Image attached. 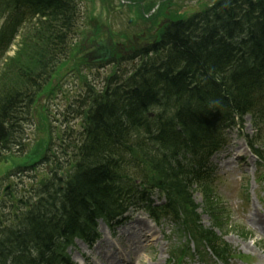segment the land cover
I'll return each mask as SVG.
<instances>
[{"label": "trees", "instance_id": "16d2710c", "mask_svg": "<svg viewBox=\"0 0 264 264\" xmlns=\"http://www.w3.org/2000/svg\"><path fill=\"white\" fill-rule=\"evenodd\" d=\"M74 13V0H0V19L9 14L16 23L19 18L30 17L20 49L2 72L0 147L7 144V121L15 112L17 85L30 91L34 85L31 80L56 65L71 32ZM36 16L39 18L33 22ZM208 27V34L199 33L198 40L194 37L196 30L192 36L180 38L175 33L170 38L173 53L184 56L181 63L189 64L190 80L187 75H179L166 81L171 89L183 88L184 92L175 103L163 104L160 120L150 121L161 146L141 143L131 148L147 168L149 183L172 198L170 211L188 202L190 188L194 181L201 180L207 159L222 147V126L232 125L236 117L248 113L264 117V0H245L240 11H216L214 25ZM15 34L16 29L9 27L0 33V58ZM5 78L10 81L4 82ZM152 105L154 102L148 107ZM175 120L182 128L177 136L183 140L173 149L169 132H177ZM94 126L96 134L82 145L76 172L69 176L71 181L64 193L56 194L59 190L53 189L45 192L50 188L45 185L41 192L45 193L39 194L38 204L32 209L28 210L23 200L18 201L21 212L14 214L8 227V242L2 239L7 243L2 264H61L72 239L87 238L89 230L94 231L96 217H112L121 210L122 189L116 185L120 176L117 169L111 171L106 165L96 120ZM44 148L45 144L41 150ZM206 240L217 256L226 255L213 234Z\"/></svg>", "mask_w": 264, "mask_h": 264}, {"label": "rangeland", "instance_id": "374dc122", "mask_svg": "<svg viewBox=\"0 0 264 264\" xmlns=\"http://www.w3.org/2000/svg\"><path fill=\"white\" fill-rule=\"evenodd\" d=\"M98 74L96 71L92 72L90 75V80L93 81L94 79L98 78ZM104 73H102V77ZM69 89V88H68ZM67 87H65V91H68ZM59 102H56L54 105L59 107H50L52 115V119H57L62 121V113L64 112L65 103L61 97H59ZM254 134L253 127L251 125L250 118H247L243 127H238L231 130L228 135V147L218 155H216L213 160L211 161L212 165L216 170V178H215V186H216V200L221 204L222 208H225L226 215L229 216L232 220V227L231 231H229L228 235L225 237V241L232 246L233 250H236L237 254L241 256L250 257V259L254 260V262H258L261 257H264V239L261 237H254L253 239H243L239 236L238 228H245L247 231L249 230L250 226L244 223L243 221L238 219V216L234 212L232 208V203H237V200H233L236 198V191L235 186V179L238 175L236 170H233L234 164L236 160L233 159V154L230 153L231 149H234L233 153L238 155L247 152L245 150L247 142L243 136L249 135L252 136ZM263 147V154H264V142L261 143ZM236 151V152H235ZM225 157H222V156ZM233 159V164H232ZM21 160V158H13L8 163H0V175L6 173L10 169L14 167ZM252 165V159H247L244 163V171H245V179L244 184L248 185L245 191H251V202L248 208L244 213L247 215L255 214L258 210L264 212V185L261 188H257L254 180L258 179L262 176L264 172V168L258 166L256 162L254 167ZM233 166V167H232ZM232 170V171H228ZM255 175V177H254ZM32 175L28 172H22L19 176L15 177L14 183L18 185L19 188L31 186ZM256 193H254V191ZM242 191L240 197L238 196V200H244L246 192ZM197 201L201 202V197L199 194L196 195ZM239 201V203H240ZM241 205V203H240ZM243 214V211H242ZM145 216V214L140 213L134 216L141 217ZM164 223V222H163ZM203 223L205 226L210 225V219L207 215H203ZM165 231L167 232V237L162 239H152L151 241H146L141 245H133L130 243L131 236H133L132 231H129L128 228L129 224L123 225L116 231V241L120 243H124L123 237H125V243L122 246V251L129 254L133 261V264H168V252H169V245L178 244V237L175 234L176 227L171 221H166ZM151 225V224H150ZM229 226V227H230ZM103 227H100L101 233V240L98 242L97 245L94 246L93 249H89L87 247L81 246L80 244L76 245V249L71 251V254L75 260V262H83L86 261L87 264H107L108 262V251L115 248L112 247V242L110 241L109 234L112 232L110 230H106L105 228L102 230ZM250 231V230H249ZM131 232V233H130ZM251 232V231H250ZM252 233V232H251ZM139 235L140 233H136ZM257 235V234H256ZM170 237V238H168ZM144 241V240H143ZM132 244V245H131ZM131 245V246H130ZM109 255V254H108ZM208 260L207 264H221L214 261V259H210V257H206ZM183 264H201L199 258L196 259H186L184 260Z\"/></svg>", "mask_w": 264, "mask_h": 264}, {"label": "flooded vegetation", "instance_id": "af4514ba", "mask_svg": "<svg viewBox=\"0 0 264 264\" xmlns=\"http://www.w3.org/2000/svg\"><path fill=\"white\" fill-rule=\"evenodd\" d=\"M173 1H175V2H177V3H179V4H184V3H187V1H189V2H193L194 0H173ZM142 6H143V4H142ZM184 8V10H187L188 9V7H183ZM129 11H130V9H129ZM148 26L147 25H145L144 26V28H147ZM100 34L99 33H96L95 34V36L97 37V36H99ZM83 45H85V44H83ZM86 49V47L85 46H83V51Z\"/></svg>", "mask_w": 264, "mask_h": 264}, {"label": "water", "instance_id": "95a60500", "mask_svg": "<svg viewBox=\"0 0 264 264\" xmlns=\"http://www.w3.org/2000/svg\"><path fill=\"white\" fill-rule=\"evenodd\" d=\"M96 55H98V53H96ZM102 55L104 56V58H102L101 60L102 61L106 60V58L108 57L107 56L108 54L106 52H104V53H102Z\"/></svg>", "mask_w": 264, "mask_h": 264}, {"label": "bare ground", "instance_id": "6f19581e", "mask_svg": "<svg viewBox=\"0 0 264 264\" xmlns=\"http://www.w3.org/2000/svg\"><path fill=\"white\" fill-rule=\"evenodd\" d=\"M259 223H260V225H261V228L264 229V228H263V227H264V220H261ZM112 264H115V263H112Z\"/></svg>", "mask_w": 264, "mask_h": 264}]
</instances>
